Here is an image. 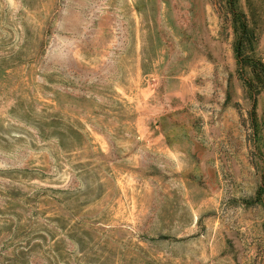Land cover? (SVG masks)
Listing matches in <instances>:
<instances>
[{
  "label": "rangeland",
  "instance_id": "374dc122",
  "mask_svg": "<svg viewBox=\"0 0 264 264\" xmlns=\"http://www.w3.org/2000/svg\"><path fill=\"white\" fill-rule=\"evenodd\" d=\"M236 6L264 62V0ZM231 17L0 0V264H264V85Z\"/></svg>",
  "mask_w": 264,
  "mask_h": 264
},
{
  "label": "trees",
  "instance_id": "16d2710c",
  "mask_svg": "<svg viewBox=\"0 0 264 264\" xmlns=\"http://www.w3.org/2000/svg\"><path fill=\"white\" fill-rule=\"evenodd\" d=\"M225 1L227 11L232 14L231 22L235 32L233 49L237 61V68L244 79L246 88L254 96L264 85V62L249 52L254 33L248 25L246 13L238 9L236 0Z\"/></svg>",
  "mask_w": 264,
  "mask_h": 264
}]
</instances>
